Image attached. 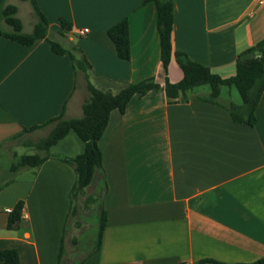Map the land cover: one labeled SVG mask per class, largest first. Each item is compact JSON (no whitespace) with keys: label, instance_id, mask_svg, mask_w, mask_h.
I'll return each mask as SVG.
<instances>
[{"label":"crops","instance_id":"crops-1","mask_svg":"<svg viewBox=\"0 0 264 264\" xmlns=\"http://www.w3.org/2000/svg\"><path fill=\"white\" fill-rule=\"evenodd\" d=\"M35 2L48 21L47 38L84 54L94 86L115 91L149 77L160 86L165 76L180 80L173 57L163 74L152 0ZM172 3V50L222 78L234 75L240 51L264 37V0ZM16 15L20 19L18 8ZM122 19L127 60L117 56L106 33ZM30 22L33 28L36 15ZM32 28L22 23L24 32ZM80 28L88 32L79 35ZM53 32L64 40L51 38ZM193 90L190 97L201 93ZM87 98L84 74L68 53H54L45 38L27 46L0 35V148L13 147L33 132L11 136L60 114L80 117ZM47 126L50 131L52 124ZM98 146L103 176L96 171L92 182L104 189L100 247L77 254L73 229L65 245L75 171L59 157L84 148L70 130L34 171L22 168L28 176H10L0 185V250L15 248L19 264H251L264 258V91L252 126L233 122L224 108L207 101L168 102L163 90L135 94L123 112L110 111ZM20 200L26 218L9 229L5 209Z\"/></svg>","mask_w":264,"mask_h":264},{"label":"trees","instance_id":"trees-1","mask_svg":"<svg viewBox=\"0 0 264 264\" xmlns=\"http://www.w3.org/2000/svg\"><path fill=\"white\" fill-rule=\"evenodd\" d=\"M36 15V22L30 32L22 30V22L16 15L17 7L0 0V35L23 45H32L38 39L45 38L51 51L57 54L68 53L76 69L83 72L86 80L88 98L82 105L80 117L64 118L62 114L49 119L41 125L25 128L19 134L11 136L10 140L20 137L23 133L32 132L48 124H52L46 136L31 144L28 141L24 145L35 149L34 153L21 154L16 163L10 165V171L15 172L22 168H37L47 158L52 156L49 148L63 138L70 130L76 133L83 142V151L74 157H59L62 161L71 165L75 171V180L71 186L69 196L71 200L70 213L75 212L73 200L84 192L89 186L96 171L103 176L102 153L98 146V140L103 134L108 122L109 113L113 109L123 112L129 99L135 94H145L149 91L163 90L168 102H182L189 99H197L217 104L224 108L233 122L252 126L255 123V108L264 91V37L253 45L245 48L236 55L235 73L228 78H222L210 71L206 66L190 60L182 52L172 50L171 32L173 24L172 0H152L156 10V24L159 36L160 59L163 74H167V66L173 57L175 63L182 72L180 80L170 82L165 76L163 86L149 77L135 83H128L112 88L102 89L94 86L89 81L88 70L90 64L84 54L78 48L67 49L59 42L47 38L48 21L38 9L35 0H27ZM61 26L66 31L70 29L69 22L60 20ZM107 36L114 44L119 58H129L128 28L126 19H122L110 26ZM74 51L79 53L76 57ZM201 85H208V93L189 95L191 90ZM223 86L234 87L241 99L240 104L226 102L220 99V89ZM104 190V189H103ZM23 201H18L8 215L7 228H13L21 222V209ZM106 221V212L100 206L98 214V228L95 249L100 247L101 236ZM2 264H19L18 254L15 248L0 250ZM196 264H226L213 259H202ZM251 264H264V258H260Z\"/></svg>","mask_w":264,"mask_h":264},{"label":"rangeland","instance_id":"rangeland-1","mask_svg":"<svg viewBox=\"0 0 264 264\" xmlns=\"http://www.w3.org/2000/svg\"><path fill=\"white\" fill-rule=\"evenodd\" d=\"M10 2L15 4L18 8V13L24 25V29L29 31L32 28L30 15L32 16V18H35L34 13L30 12V4L27 1L19 0H10ZM52 37H56L55 39H58L61 42L64 40H62V38L54 32L51 35V38ZM74 38L76 40V36ZM63 44L66 47L70 46L69 42H63ZM193 91L201 93L208 92L209 86L201 85L199 87H196ZM220 99L226 102L232 101L236 104L241 103V99L237 90L232 86L221 87ZM49 128L50 126H47L42 130H37L35 132L32 131L33 133L21 137L19 141L13 142L17 143L13 147L11 146L9 148H0V185L6 180V178L10 176H14L15 178L28 176L27 174L23 173L22 169L15 172L10 171V165L12 163H16L18 161V157L21 154L34 153L35 149L31 146H25L24 141H28L31 144L35 143L38 139L47 135V133L49 132ZM28 169H31L33 171L35 170V168L29 167ZM102 193V184L94 181L84 190V192H82L73 200L75 212L69 215V219L67 221L65 245L70 244V238L73 229V237L77 239V244L74 247L77 254L80 253L81 255H83L95 246L98 228V214L101 206Z\"/></svg>","mask_w":264,"mask_h":264},{"label":"built area","instance_id":"built-area-1","mask_svg":"<svg viewBox=\"0 0 264 264\" xmlns=\"http://www.w3.org/2000/svg\"><path fill=\"white\" fill-rule=\"evenodd\" d=\"M77 32H78L79 35H84V34H86L88 32V28H80V29H78ZM5 211L7 213H10L12 211V209L11 208H6ZM21 217L26 218L25 213L22 212L21 213Z\"/></svg>","mask_w":264,"mask_h":264}]
</instances>
